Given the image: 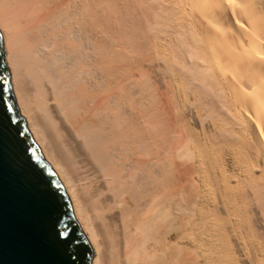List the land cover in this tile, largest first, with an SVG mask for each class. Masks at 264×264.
Instances as JSON below:
<instances>
[{"label":"bare ground","instance_id":"6f19581e","mask_svg":"<svg viewBox=\"0 0 264 264\" xmlns=\"http://www.w3.org/2000/svg\"><path fill=\"white\" fill-rule=\"evenodd\" d=\"M0 32L91 264H264V0H0Z\"/></svg>","mask_w":264,"mask_h":264},{"label":"water","instance_id":"95a60500","mask_svg":"<svg viewBox=\"0 0 264 264\" xmlns=\"http://www.w3.org/2000/svg\"><path fill=\"white\" fill-rule=\"evenodd\" d=\"M0 122L11 129L0 176V232L4 264H91L92 247L73 218L62 184L20 116L0 32Z\"/></svg>","mask_w":264,"mask_h":264},{"label":"snow or ice","instance_id":"6c2138e0","mask_svg":"<svg viewBox=\"0 0 264 264\" xmlns=\"http://www.w3.org/2000/svg\"><path fill=\"white\" fill-rule=\"evenodd\" d=\"M4 103L2 92H0V104ZM11 139V129H6L4 124L0 122V176L3 175L5 161L7 157V151L9 142ZM3 246V237L2 232H0V248ZM0 264H4L2 257H0ZM52 264H57V262L53 261Z\"/></svg>","mask_w":264,"mask_h":264},{"label":"rangeland","instance_id":"374dc122","mask_svg":"<svg viewBox=\"0 0 264 264\" xmlns=\"http://www.w3.org/2000/svg\"><path fill=\"white\" fill-rule=\"evenodd\" d=\"M171 248H172V245H171Z\"/></svg>","mask_w":264,"mask_h":264}]
</instances>
